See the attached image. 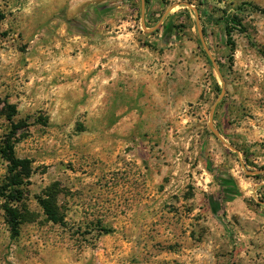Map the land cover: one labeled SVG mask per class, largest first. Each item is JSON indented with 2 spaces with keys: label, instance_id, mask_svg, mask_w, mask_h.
I'll use <instances>...</instances> for the list:
<instances>
[{
  "label": "rangeland",
  "instance_id": "374dc122",
  "mask_svg": "<svg viewBox=\"0 0 264 264\" xmlns=\"http://www.w3.org/2000/svg\"><path fill=\"white\" fill-rule=\"evenodd\" d=\"M247 4L264 9L0 0V100L32 163L17 239L0 201V264H264V14ZM94 8L106 14L82 35ZM223 174L242 196L215 215ZM6 175L0 157V187ZM52 191L63 225L40 203Z\"/></svg>",
  "mask_w": 264,
  "mask_h": 264
},
{
  "label": "trees",
  "instance_id": "16d2710c",
  "mask_svg": "<svg viewBox=\"0 0 264 264\" xmlns=\"http://www.w3.org/2000/svg\"><path fill=\"white\" fill-rule=\"evenodd\" d=\"M248 7L254 11L264 14V9L252 4H247ZM3 16H0V22ZM224 29L228 32L229 27L240 26L236 23V18L227 16L222 19ZM230 33V31H229ZM264 55V52H262ZM3 105V115L10 124L9 134L1 141L0 157L7 163V175L0 187V201L3 200L2 210L5 215V220L10 228L12 239H17L20 236L21 225L24 222L30 221L29 213L24 208L23 201L26 195V187L29 185V180L32 175V163L28 159H20L15 152V143L18 135L23 131L22 123H16L17 109L14 105L7 102H1ZM207 170L210 173H215L212 164H207ZM261 175H255L254 178H260ZM215 178L221 186V194L219 198L211 197L212 212L217 215L220 212V201L224 203H231L242 196L241 191L236 186L233 178L228 174L215 175ZM57 191H52L46 195L45 199L40 200L41 206L48 219L54 224H64V218L59 212L57 205ZM264 203V200H263ZM27 215V216H26Z\"/></svg>",
  "mask_w": 264,
  "mask_h": 264
},
{
  "label": "flooded vegetation",
  "instance_id": "af4514ba",
  "mask_svg": "<svg viewBox=\"0 0 264 264\" xmlns=\"http://www.w3.org/2000/svg\"><path fill=\"white\" fill-rule=\"evenodd\" d=\"M105 14L106 11L102 8H94L93 10L86 12L80 20L74 22L77 32L82 35L92 32L93 28L99 23V20H101Z\"/></svg>",
  "mask_w": 264,
  "mask_h": 264
},
{
  "label": "water",
  "instance_id": "95a60500",
  "mask_svg": "<svg viewBox=\"0 0 264 264\" xmlns=\"http://www.w3.org/2000/svg\"><path fill=\"white\" fill-rule=\"evenodd\" d=\"M247 174L257 175L258 173H250V172H247Z\"/></svg>",
  "mask_w": 264,
  "mask_h": 264
},
{
  "label": "crops",
  "instance_id": "0c3cea01",
  "mask_svg": "<svg viewBox=\"0 0 264 264\" xmlns=\"http://www.w3.org/2000/svg\"><path fill=\"white\" fill-rule=\"evenodd\" d=\"M259 189H257L256 191H258Z\"/></svg>",
  "mask_w": 264,
  "mask_h": 264
}]
</instances>
